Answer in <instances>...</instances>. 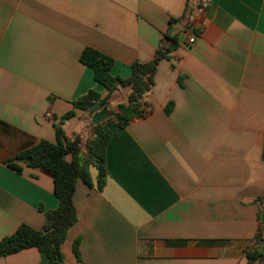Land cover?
<instances>
[{
	"label": "crops",
	"instance_id": "crops-1",
	"mask_svg": "<svg viewBox=\"0 0 264 264\" xmlns=\"http://www.w3.org/2000/svg\"><path fill=\"white\" fill-rule=\"evenodd\" d=\"M165 34L178 45L156 66L144 116L110 126L104 188L76 183L62 264L246 263L264 240V0H0V240L20 224L41 229L58 205L50 174L5 162L55 143L69 111L65 135L83 151L129 93L114 92L107 108H74L103 92L81 51L111 57V74L128 78ZM46 262L35 248L0 257Z\"/></svg>",
	"mask_w": 264,
	"mask_h": 264
},
{
	"label": "trees",
	"instance_id": "trees-1",
	"mask_svg": "<svg viewBox=\"0 0 264 264\" xmlns=\"http://www.w3.org/2000/svg\"><path fill=\"white\" fill-rule=\"evenodd\" d=\"M177 45L176 37L165 34L153 60L148 63L133 62L128 78L115 77L111 74L114 65L111 57L88 47L81 51L79 62L91 70L93 80L103 88V92L100 94L94 90L87 91L72 103L74 108L84 112H92L91 107L94 104L107 108L108 99L114 92L129 89V93L125 101L116 106L115 112H109L102 122L91 128L83 151L79 136L68 139L65 135L64 125L74 117V112L69 111L54 124L55 143L40 141L5 162V165L16 173L21 172L20 165L24 164L26 167L40 169L50 174L58 205L53 210L45 211V221L41 229L35 230L26 224H20L13 234L2 238L0 257L35 248L44 254L46 264H62L60 247L68 230L77 220L72 202L77 181L81 180L89 187L95 186L98 191L104 188L107 176L105 149L109 139L114 135L110 131V126L116 124L122 128L132 120L144 116L143 108L147 105L146 97L154 85L156 66L162 59L168 58ZM171 109L172 103H169L165 108L166 113ZM90 167L95 168L97 172L95 185L91 180ZM254 244L245 251V264H264V240L256 237Z\"/></svg>",
	"mask_w": 264,
	"mask_h": 264
},
{
	"label": "water",
	"instance_id": "water-1",
	"mask_svg": "<svg viewBox=\"0 0 264 264\" xmlns=\"http://www.w3.org/2000/svg\"><path fill=\"white\" fill-rule=\"evenodd\" d=\"M98 106L96 104H94L92 107H91V110L94 111Z\"/></svg>",
	"mask_w": 264,
	"mask_h": 264
},
{
	"label": "built area",
	"instance_id": "built-area-1",
	"mask_svg": "<svg viewBox=\"0 0 264 264\" xmlns=\"http://www.w3.org/2000/svg\"><path fill=\"white\" fill-rule=\"evenodd\" d=\"M188 43H189V44L193 43V39L189 40ZM46 116H47V117H50L49 114H46Z\"/></svg>",
	"mask_w": 264,
	"mask_h": 264
}]
</instances>
